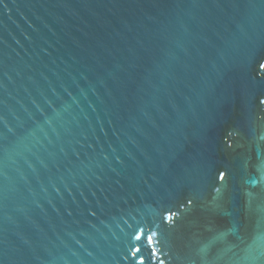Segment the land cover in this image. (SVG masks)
<instances>
[{
    "label": "water",
    "instance_id": "1",
    "mask_svg": "<svg viewBox=\"0 0 264 264\" xmlns=\"http://www.w3.org/2000/svg\"><path fill=\"white\" fill-rule=\"evenodd\" d=\"M136 257L264 264V0H0V264Z\"/></svg>",
    "mask_w": 264,
    "mask_h": 264
},
{
    "label": "snow or ice",
    "instance_id": "2",
    "mask_svg": "<svg viewBox=\"0 0 264 264\" xmlns=\"http://www.w3.org/2000/svg\"><path fill=\"white\" fill-rule=\"evenodd\" d=\"M141 238H143L147 242V245H151V244L155 243V241L153 240V236L148 234V233L141 232V234L136 237L137 240H141ZM147 245H145V246H147ZM136 252L137 253L140 252L139 247L136 248ZM152 255H156L155 250L152 251ZM136 259H138L139 264H144V259L142 257H136Z\"/></svg>",
    "mask_w": 264,
    "mask_h": 264
}]
</instances>
